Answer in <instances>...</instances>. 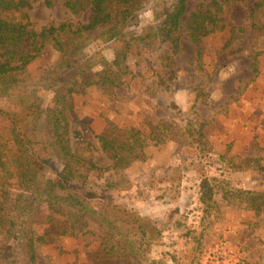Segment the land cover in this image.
Returning <instances> with one entry per match:
<instances>
[{"label": "rangeland", "instance_id": "1", "mask_svg": "<svg viewBox=\"0 0 264 264\" xmlns=\"http://www.w3.org/2000/svg\"><path fill=\"white\" fill-rule=\"evenodd\" d=\"M64 1L46 6L38 0L25 8L34 29L65 20L87 22L88 10L72 13ZM258 1L189 0L181 28L173 34L175 44L156 41L142 45L140 58L129 55L119 66L126 82L122 86H81L119 55L115 39L100 37V24L84 32L81 55L72 58L71 67L60 65L66 57L51 44L27 67V84L43 108H52L58 92L73 83L77 91L67 95L71 146L97 165L112 163L98 140L109 123L133 127L146 137L144 160L103 172L95 180L109 177L113 188L106 196L162 230L148 251V258L161 264H205L214 255L230 264H264V205L255 213L239 199L245 190L264 193V171L235 170L229 164L252 159L251 166L257 162L264 167V3L250 12ZM199 2L210 9L219 3L225 28L194 43L185 21ZM170 3L147 1L129 18L124 33L160 24ZM85 58L90 60L82 65ZM162 61L170 71L159 76ZM160 122L163 135L156 142L149 135ZM218 179L227 181L222 188L237 198H224L213 187L208 191L219 185ZM75 218L67 222L44 204L30 214V228L44 236L35 244L37 264H138L134 258L103 256L97 223L87 219L81 225ZM12 246V255L20 258L16 244Z\"/></svg>", "mask_w": 264, "mask_h": 264}, {"label": "trees", "instance_id": "2", "mask_svg": "<svg viewBox=\"0 0 264 264\" xmlns=\"http://www.w3.org/2000/svg\"><path fill=\"white\" fill-rule=\"evenodd\" d=\"M36 1L0 0V264H37L35 244L42 242L44 236L30 228L29 216L41 204L51 213L66 217L67 222L74 216L81 225L87 219L96 222L102 232L100 252L106 258L129 257L138 264L142 261L161 264L160 260L149 259L148 251L161 237L162 230L148 217L109 199L106 193L113 188L109 177L103 182L95 180L103 172L123 170L134 160H144L146 137L133 127L121 128L109 123L108 130L98 140L101 151L112 163L106 167L97 165L71 146L68 117L72 106L67 95L77 91L73 83L67 82L63 91L58 92L52 108H43L27 84L31 77L27 67L47 44L66 57L61 66L71 67L84 32L100 24L104 26L100 37L105 41L115 39L120 45L119 55L95 74L96 79L82 80L81 86L94 84L104 89L122 86L126 82L121 78L119 66L129 55L140 58L142 45H154L156 41L170 40L175 44L173 34L181 28L189 0H171L163 21L142 27L138 34H127L124 30L129 18L149 0H65L72 13L88 10L87 22L48 23L39 31L34 29L24 10ZM42 1L46 6L52 5V0ZM263 3L264 0L255 2L250 12ZM215 4L216 8L210 9L199 2L188 13L185 29L191 42L197 43L202 37L225 28L223 18L218 15L221 5ZM89 60L85 58L82 65ZM166 70L170 71L169 65L162 61L158 75ZM161 125V122L156 124L155 131L149 135L156 142L162 140ZM251 161L245 159L240 164L229 161V164L235 170L253 167L264 171L257 162L251 166ZM217 181L219 185L213 184L209 189H220L224 198H237L222 188L227 181ZM239 193L244 194L239 199H245L246 208L255 213L261 210L264 193L250 190ZM70 223L71 228L73 223ZM11 244H16L20 258L12 255Z\"/></svg>", "mask_w": 264, "mask_h": 264}, {"label": "built area", "instance_id": "3", "mask_svg": "<svg viewBox=\"0 0 264 264\" xmlns=\"http://www.w3.org/2000/svg\"><path fill=\"white\" fill-rule=\"evenodd\" d=\"M205 264H230L225 259L219 256H209V258L206 259Z\"/></svg>", "mask_w": 264, "mask_h": 264}]
</instances>
